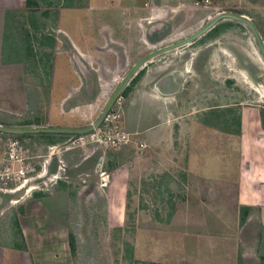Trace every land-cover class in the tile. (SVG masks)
<instances>
[{"label":"crops","instance_id":"1","mask_svg":"<svg viewBox=\"0 0 264 264\" xmlns=\"http://www.w3.org/2000/svg\"><path fill=\"white\" fill-rule=\"evenodd\" d=\"M147 8L145 0H75L70 5L64 0H0V99L7 98L10 102L6 106L0 101V113L18 116L21 84L25 95L23 103L28 104L29 91L37 95L38 107H45L48 101L46 117L39 122L55 126L82 122V119L76 123L53 119V107L62 117L75 116L73 111L81 105L82 91L90 90L84 86L89 77L92 87L98 84L99 93L93 101L96 105L115 90L124 74L146 54ZM161 11H158L159 16L163 14ZM20 14H27L21 23ZM19 26L23 27V33L18 30ZM30 36L32 40L27 39ZM36 38L44 50L53 51L46 96L41 93L42 83L30 81L24 61L29 48L39 42ZM147 80L148 77L143 84L140 82L131 98L130 112L137 110L138 116L128 115L127 125L123 126L145 148L134 156L140 164L138 170L142 173L151 167L155 171L167 170L178 180L177 172L182 169L188 183L186 202L192 205L189 209L186 207L188 211L183 208L172 212L166 224L158 219L164 214L152 216L145 205L140 210L141 222L136 228L135 257L160 264H247L254 257L253 246L259 234H264V121L261 109L242 107L240 121L230 130L198 118L171 120L165 106L172 107L173 97L162 95L161 91L158 98L159 83L148 89L144 85ZM176 131L186 147L182 153L183 163L180 151L168 153ZM198 132L205 137H201L202 142L209 139L199 149L195 147L202 143L195 142ZM164 142L167 148L162 151L160 146ZM151 149L159 154L154 166L149 160ZM233 152L234 164L230 165L227 159ZM58 157L59 161H64ZM96 162L98 154L85 153L73 163V168L66 169V174L71 176ZM95 166L106 170L107 182H129L136 169L135 164L125 163L113 169ZM60 168L65 169L61 165ZM114 190L115 187L112 192ZM40 191L45 192L35 185L28 190L31 197L26 200L25 212L16 217L20 238L11 247L0 244V264H77L70 244L71 222L64 209L65 203L58 210L34 209L36 202L46 199ZM119 191L120 195H112L107 188L108 203L123 208L118 213L109 210L107 219L114 225L124 226L128 219L127 202H124L126 186ZM53 192L49 198L56 196L55 190ZM259 227L261 231L256 230ZM176 247L177 253L175 251L170 260L159 254Z\"/></svg>","mask_w":264,"mask_h":264},{"label":"rangeland","instance_id":"2","mask_svg":"<svg viewBox=\"0 0 264 264\" xmlns=\"http://www.w3.org/2000/svg\"><path fill=\"white\" fill-rule=\"evenodd\" d=\"M145 1L148 5L145 18L146 31L149 32L156 26L160 28L164 41L159 45L180 40L194 33L223 11H234L250 16L264 37V0ZM160 9L162 16H159ZM52 11L54 13V10ZM26 16L27 14L18 16L20 23ZM22 29L23 27L18 28L21 33L24 32ZM31 38V36L27 37L29 40H32ZM36 40L39 42L31 46V49L29 48L26 52L28 57L26 56L24 61L30 81L35 84L42 83L45 90L43 88L41 93L46 96L49 92L47 86L53 51L52 49L44 50L40 40L38 38ZM156 47L157 45L148 41L146 53ZM161 64L164 67H160ZM158 66L160 68L155 69ZM146 77L148 80L144 85L148 89L154 88V85L159 83L158 98L161 97L159 95L161 91L164 93L162 95L173 97L170 103L174 105L165 106L168 108L167 113L171 120L208 119L220 127L232 129L237 126L241 108L255 106L261 109L264 121V61L252 31L248 25L239 20L221 19L192 43H183L171 48L156 56L154 61L148 62L141 73L125 87L111 108L112 115H117V120L122 127H126L128 115L138 116L137 110L130 112L133 107L131 98L136 94L140 82L143 84ZM105 78H109V75H105ZM90 83L89 77V82L84 86L90 90L82 91L81 105L73 111L76 113L75 116L62 117L56 111V107H53V119L59 118L68 123L83 120L75 125L61 126L83 127L98 118L112 91L96 105L93 101L99 93L98 84L94 83L95 87H92ZM20 97L18 116L0 113V121H2L0 123L18 126H55L39 122L40 119L44 120L47 114L46 99L45 107H38L37 95L29 91L28 104L23 103L25 95L21 84ZM0 101L2 105H10L7 98ZM89 101L92 103H88ZM69 108H66L67 111ZM95 132H97L96 129L84 134H16L0 131V176L5 172L3 165L9 163L8 158L11 159L10 152L14 143L17 145L16 152L19 154L14 156L12 164L14 178L9 179L7 185L0 184L1 245L11 247L20 238L16 217L18 213L25 212L26 200L31 197L27 192L35 185L38 189L45 190V192L40 191L39 194L45 195L46 199L36 202L34 209L58 210L60 205L65 203L64 209L70 215V232L75 241L74 258L77 264H153L137 259L135 251L133 254L136 228L141 222L140 210L146 205L145 208L152 213V216L159 217L161 213L164 214L158 218L161 224H166L171 213L177 209L184 208L188 211L186 207L189 209L192 204L187 205L186 202L188 183L183 177V171L180 169L177 172L178 180L167 170L155 171L153 167L142 173L138 170L140 164L134 156L145 148L138 144L132 132L130 140L119 146L99 141ZM200 133H206V131ZM200 133L196 135L197 143L202 142L201 137L205 138ZM175 136L168 153L177 154L180 151L184 154L185 143L178 137V131L175 132ZM208 140L195 147L199 149L206 145ZM221 142L224 141L221 140ZM160 148L162 151L166 149L167 142H164ZM151 152L149 160L154 166L159 154L153 149ZM85 153L98 154V162L86 166L84 170L71 176L66 174V169L73 168V163ZM183 154L181 155L182 163ZM233 155L234 152L227 159L230 165L234 164ZM58 156L64 161H59ZM17 157H19L18 160ZM124 163L136 165L129 182H107L108 175L104 182H100L101 169H96L95 165H100L104 169H113ZM60 165L65 169H61ZM58 170L61 171L58 173ZM123 186H126L124 202H127L128 219L124 226H118L108 222L107 215L109 210L118 213L123 208L119 204L115 203L112 206V202L108 203L106 194L108 188L111 189L112 195H120L119 190ZM114 187L115 190L112 192ZM191 189L194 191V187ZM53 190L56 196L49 198V195H54ZM27 221L26 219L25 222ZM259 229L260 227L256 230L259 231ZM175 251L177 253V247L167 252L160 251L159 254L163 259L170 260L176 254ZM253 255L254 257L249 259L247 264H264L263 233L259 234V239L253 246Z\"/></svg>","mask_w":264,"mask_h":264},{"label":"water","instance_id":"3","mask_svg":"<svg viewBox=\"0 0 264 264\" xmlns=\"http://www.w3.org/2000/svg\"><path fill=\"white\" fill-rule=\"evenodd\" d=\"M224 18H233L236 20H239L250 28L252 31L254 38L257 43L258 50L260 54L262 55L264 59V37L256 25L255 21L248 15L243 13H238L234 11H223L218 14H216L214 17H212L209 22H207L204 26L199 28L194 33L177 40L175 42H172L170 44L161 46L159 48L153 49L144 56H142L137 62L133 64V66L130 68V70L127 72V74L122 78V80L119 82L115 90L110 95L108 101L106 102L102 112L98 116V118L92 122L91 124L83 127H67V126H18V125H4L0 123V131L7 132V133H78V134H84L93 131L97 127H99L106 115L109 113L111 108L113 107L116 100L121 96L122 91L126 87V85L129 83L132 76L136 73L140 67H142L144 64H146L148 61L153 59L155 56L174 48L178 45H181L183 43H188L196 39L198 36L206 32L208 29L212 28L218 21Z\"/></svg>","mask_w":264,"mask_h":264},{"label":"built area","instance_id":"4","mask_svg":"<svg viewBox=\"0 0 264 264\" xmlns=\"http://www.w3.org/2000/svg\"><path fill=\"white\" fill-rule=\"evenodd\" d=\"M112 109L106 115L103 123L96 128L95 135L97 134L99 141H104L114 146H119L123 143H126L130 140L131 132L125 130L121 123L117 120V115H112ZM16 144H13L12 152H10L11 159L8 158L9 163L3 165V170L5 171L2 176H0V184H5L9 182V179H13V168L12 164L14 163V156L19 155L16 152ZM17 160L19 157L16 158ZM11 163V165H10ZM108 174L106 171H101V178L106 179Z\"/></svg>","mask_w":264,"mask_h":264},{"label":"flooded vegetation","instance_id":"5","mask_svg":"<svg viewBox=\"0 0 264 264\" xmlns=\"http://www.w3.org/2000/svg\"><path fill=\"white\" fill-rule=\"evenodd\" d=\"M158 25V24H157ZM158 26H156V28H153L152 30H149V32L148 31H146V35H147V39H148V41H150V42H152V44H155V45H157V47L156 48H159V47H161V46H164V45H167V44H170V43H172V42H170V43H167V44H163V45H159V44H161L163 41H164V37H161L162 35V32H161V30H160V28H157ZM195 40V39H194ZM193 40V41H194ZM177 41V40H176ZM193 41H191V42H189V43H192ZM173 42H175V41H173ZM155 48V49H156ZM170 50V49H169ZM169 50H167V51H169ZM150 52V51H149ZM147 54V53H146ZM160 55V54H159ZM158 56V55H157ZM156 57V56H155ZM148 63V62H147ZM146 63V64H147ZM145 65V64H144ZM143 65V66H144ZM191 65V64H190ZM142 66V67H143ZM142 67H140V69H138L137 71H136V73L132 76V78L130 79V81H132L133 79H135V77H137V75H139L140 73H141V71L143 70H141V68ZM130 70V69H129ZM128 70V71H129ZM127 71V72H128ZM127 72H126V74H127ZM126 74H124V76L126 75ZM123 76V77H124ZM122 80V79H121ZM130 81H129V83H130ZM128 83V84H129ZM127 84V85H128ZM126 85V86H127ZM125 89V88H124Z\"/></svg>","mask_w":264,"mask_h":264},{"label":"trees","instance_id":"6","mask_svg":"<svg viewBox=\"0 0 264 264\" xmlns=\"http://www.w3.org/2000/svg\"><path fill=\"white\" fill-rule=\"evenodd\" d=\"M54 2L51 1V5L53 4ZM64 3L67 4V5H70V4H74L75 3V0H64ZM204 122L210 124V125H216L215 123H213L212 121L208 120V119H204L203 120ZM240 121V119L238 120ZM226 130H230L228 128H225ZM70 244H71V249H72V252L75 253V241H74V238L72 236V234L70 233ZM133 254H134V249H133ZM153 264H160V263H153Z\"/></svg>","mask_w":264,"mask_h":264},{"label":"bare ground","instance_id":"7","mask_svg":"<svg viewBox=\"0 0 264 264\" xmlns=\"http://www.w3.org/2000/svg\"><path fill=\"white\" fill-rule=\"evenodd\" d=\"M261 58H262V60L264 61V59H263L262 55H261Z\"/></svg>","mask_w":264,"mask_h":264}]
</instances>
